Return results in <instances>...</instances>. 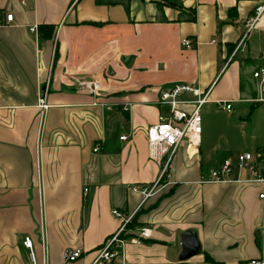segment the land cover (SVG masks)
<instances>
[{"label": "crops", "instance_id": "1", "mask_svg": "<svg viewBox=\"0 0 264 264\" xmlns=\"http://www.w3.org/2000/svg\"><path fill=\"white\" fill-rule=\"evenodd\" d=\"M168 1L175 6L0 0V14L14 21L0 27V264H32L25 236L34 264H68L73 249L83 255L69 264H94L121 226L112 210L136 215L138 225L112 264L261 260L264 187L199 184L224 161L201 152L203 131L195 155L181 143L153 196L134 191L159 178L145 131L166 111L158 106L165 90L194 85L208 93L207 106L226 101L232 112L240 103L254 105L250 113L260 105L252 72L264 68V16L233 55L258 2ZM191 9L196 18L188 22L182 11ZM140 228L149 237L131 241ZM186 232L200 247L182 261Z\"/></svg>", "mask_w": 264, "mask_h": 264}, {"label": "built area", "instance_id": "2", "mask_svg": "<svg viewBox=\"0 0 264 264\" xmlns=\"http://www.w3.org/2000/svg\"><path fill=\"white\" fill-rule=\"evenodd\" d=\"M258 5L254 8L252 15L244 24V33L239 40V44L233 55L245 44L246 38L250 32L254 31L264 16V0H256ZM13 14L4 12L0 14V27L12 24ZM36 27L30 29L33 33ZM181 45L186 49L194 47L193 42L188 39L182 41ZM264 60V58H263ZM252 79L257 85V96L253 99L254 103H264V68H256L252 72ZM96 88V85H93ZM208 93L201 91L199 87L189 84L174 85L171 89L165 90L160 94L158 106L166 109L164 114L158 115L157 123L147 128L146 140L149 147V157L152 161H156L160 165L159 178L151 187H140L134 190L140 192L144 199H148L155 193L158 183L167 176V172L172 163V158L181 147L183 141L187 142L190 148V156L196 154L199 148V138L202 134V119L200 116L201 109L208 103ZM43 102L40 100V104ZM217 109L227 113L232 112V104L230 102L217 103ZM125 113L128 108H124ZM126 140L123 136L120 141ZM99 148L95 146L94 153ZM225 182L244 183L247 185H260L264 187V149L253 153L243 152L239 155L225 158L218 167L211 170L208 176H203L199 180V184H222ZM83 192L87 193L84 189ZM259 200L264 201V191L258 196ZM113 217L121 221L119 230L108 239L101 247L98 258L94 264H112L118 259L123 251V246L127 240L124 237L130 232L127 229L128 224L133 220V216L123 217L117 210H112ZM264 233V224L262 225ZM139 237L131 239L135 242L138 239H146L150 233L147 228H140ZM23 248L29 251V258L34 264V253L32 251V239L25 236ZM83 255L80 249H73L64 255L66 263H74ZM248 264H264V254L261 260L251 261Z\"/></svg>", "mask_w": 264, "mask_h": 264}, {"label": "rangeland", "instance_id": "3", "mask_svg": "<svg viewBox=\"0 0 264 264\" xmlns=\"http://www.w3.org/2000/svg\"><path fill=\"white\" fill-rule=\"evenodd\" d=\"M251 104L240 103L227 113L205 105L201 111L202 153L212 152L217 160L243 152L253 153L264 144V103L250 113Z\"/></svg>", "mask_w": 264, "mask_h": 264}, {"label": "trees", "instance_id": "4", "mask_svg": "<svg viewBox=\"0 0 264 264\" xmlns=\"http://www.w3.org/2000/svg\"><path fill=\"white\" fill-rule=\"evenodd\" d=\"M149 1L154 2V3L157 5V7H158L159 9H161L163 5L170 6V7L175 6V4H173L172 2H169L168 0H149ZM182 15H183V16H186V21H188V22H193V21H195L196 15H195L193 9H191V10H183V11H182ZM42 29H43V28H42ZM51 29H52V28H50V27H48V26H47L46 28L44 27L45 34H49L48 32H50ZM47 36H48V35H47ZM233 50H234V48H232V49L230 50V53H231ZM254 107H255V106L252 105V107L250 108V110H252ZM135 217H136V215L133 216V218H132L133 220H132V221L128 224V226H127V229H128L129 231H131V230L135 229L136 227H138ZM130 236H131L130 234H127L124 238H125V239H126V238L128 239V238H130ZM207 260H208V258H207Z\"/></svg>", "mask_w": 264, "mask_h": 264}, {"label": "water", "instance_id": "5", "mask_svg": "<svg viewBox=\"0 0 264 264\" xmlns=\"http://www.w3.org/2000/svg\"><path fill=\"white\" fill-rule=\"evenodd\" d=\"M43 90V89H42ZM182 254L180 260L185 261L193 256H196L199 252V247L195 235L191 232H186L181 237Z\"/></svg>", "mask_w": 264, "mask_h": 264}]
</instances>
